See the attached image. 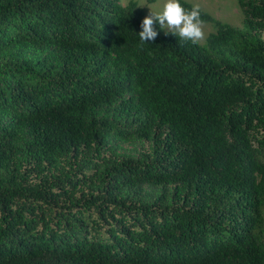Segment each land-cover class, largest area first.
<instances>
[{"label":"trees","instance_id":"16d2710c","mask_svg":"<svg viewBox=\"0 0 264 264\" xmlns=\"http://www.w3.org/2000/svg\"><path fill=\"white\" fill-rule=\"evenodd\" d=\"M236 3L141 45L133 1L0 0V264H264V0Z\"/></svg>","mask_w":264,"mask_h":264},{"label":"clouds","instance_id":"9594fccd","mask_svg":"<svg viewBox=\"0 0 264 264\" xmlns=\"http://www.w3.org/2000/svg\"><path fill=\"white\" fill-rule=\"evenodd\" d=\"M150 9V7H148ZM163 31L165 35L178 37L183 43L198 45L205 40L202 12L198 5H193L190 9L185 8L180 0H165L162 10L150 13L141 24V31L138 34L141 45L154 42L159 35L157 31Z\"/></svg>","mask_w":264,"mask_h":264},{"label":"rangeland","instance_id":"374dc122","mask_svg":"<svg viewBox=\"0 0 264 264\" xmlns=\"http://www.w3.org/2000/svg\"><path fill=\"white\" fill-rule=\"evenodd\" d=\"M135 2L145 14L149 15L150 9L153 12L162 10L165 0H119L120 6H126L129 2ZM191 5H198L201 11L209 14L213 19L228 24L236 29L242 28L243 15L236 3V0H183ZM150 7V9L148 8ZM205 37L215 32L213 23H205L204 25ZM205 38V40H206ZM205 40L200 44H204ZM125 151L135 153L137 144H123Z\"/></svg>","mask_w":264,"mask_h":264}]
</instances>
